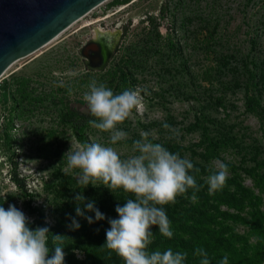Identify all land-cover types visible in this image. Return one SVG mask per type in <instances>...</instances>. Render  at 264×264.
I'll use <instances>...</instances> for the list:
<instances>
[{
	"label": "rangeland",
	"instance_id": "1",
	"mask_svg": "<svg viewBox=\"0 0 264 264\" xmlns=\"http://www.w3.org/2000/svg\"><path fill=\"white\" fill-rule=\"evenodd\" d=\"M113 1L15 62L0 79V206L15 205L33 229L48 227L50 247L51 234L64 236V264L86 260L83 250L90 243L91 224L76 216L74 197L82 194L87 203L101 195L100 184L81 187L78 170L67 167L66 153L84 143L112 146L126 158L136 154L134 141L148 131L154 143L191 150L201 140L192 127L199 117L223 144L207 166H230L264 203L256 187L264 177V0H130L110 6ZM99 27L119 38L108 64L97 71L87 67L81 50ZM92 79L116 94L128 88L150 93L141 92L145 107L118 126L128 137L116 145L109 144L110 133L88 123L75 132L79 114H88L83 94ZM60 81L72 87L71 95ZM165 122L180 132L178 139L163 128ZM71 218L78 230L68 227ZM256 264H264V255Z\"/></svg>",
	"mask_w": 264,
	"mask_h": 264
},
{
	"label": "clouds",
	"instance_id": "2",
	"mask_svg": "<svg viewBox=\"0 0 264 264\" xmlns=\"http://www.w3.org/2000/svg\"><path fill=\"white\" fill-rule=\"evenodd\" d=\"M59 86L67 87L68 94H72L70 85L60 81ZM87 88L83 94V108L88 115L95 117L88 124L101 132L110 133V145L125 140L128 133L118 126L134 110L140 111L145 107L141 92L150 93L146 89L128 88L116 94L95 79L88 83ZM162 126L179 138L180 132L172 129L167 122ZM150 135L148 131L141 132V138L133 143L136 154L126 158L112 146L99 142L84 143L66 153L67 167L78 170L77 183L83 188L100 184L112 192L122 189L131 194L123 206H116L118 218L108 219L110 227L106 230L104 245L121 257L124 264H186L187 252L174 251L170 247L163 251L151 250L150 245L154 239V227L168 239L174 236L165 205L175 204L177 197L186 194L189 189L193 190L190 200L197 202L195 193L200 191V187L192 173H199L200 169L194 167L188 158H182L179 152L174 153L164 145L150 141ZM228 178V166L219 162L217 170L206 178L209 195L222 190ZM74 199L77 202V217H83L89 224L94 220L85 214L86 211L94 212L95 221L106 218L95 201L85 203L82 194H77ZM80 205H84L83 209ZM30 224L29 217L15 205H9L7 209L0 206V264H64L65 237L51 234L50 247L49 228L37 226L33 229ZM68 227L78 230L81 225L71 218ZM194 255L200 258L199 264H211L203 247H197ZM218 264H229L228 255L224 254Z\"/></svg>",
	"mask_w": 264,
	"mask_h": 264
},
{
	"label": "trees",
	"instance_id": "3",
	"mask_svg": "<svg viewBox=\"0 0 264 264\" xmlns=\"http://www.w3.org/2000/svg\"><path fill=\"white\" fill-rule=\"evenodd\" d=\"M130 0H114L110 6L128 3ZM117 71L112 74L117 75ZM125 83L127 74L122 73ZM80 121L75 127L76 134H80L82 126L90 119H95L88 114H79ZM193 129L201 132V140L191 150L184 146L163 144L172 152H179L185 158V152L190 150L191 162L199 168L195 175L200 191L196 192L197 202L193 203L190 197L193 190L178 196L175 204L164 206L169 220L172 223L174 236L168 239L162 236L157 228H153L154 239L150 245L151 250H166L188 253L186 264H199L200 258L194 255L197 247H203L209 254L211 264H218L224 254L229 257V264H256V261L264 255V203L263 198L254 191L244 187L238 181L239 177L228 166L232 173L226 182V186L213 195H209L207 176L216 171L207 165L219 158V148L222 146L220 138L212 136L209 129L202 124L198 117ZM264 177L256 181V187L261 194L264 193ZM100 196L95 201L96 207L105 215V219L91 224L88 233L90 243L84 248L86 260L80 264H124V261L115 252L106 248V230L110 227L109 218H118L116 206L131 197L122 189L110 191L101 185L98 188ZM246 228L244 233L237 232V227ZM254 241L255 244L251 242Z\"/></svg>",
	"mask_w": 264,
	"mask_h": 264
},
{
	"label": "water",
	"instance_id": "4",
	"mask_svg": "<svg viewBox=\"0 0 264 264\" xmlns=\"http://www.w3.org/2000/svg\"><path fill=\"white\" fill-rule=\"evenodd\" d=\"M110 0H0V79L18 60L51 43ZM81 56L92 70L108 64L101 43L91 40Z\"/></svg>",
	"mask_w": 264,
	"mask_h": 264
},
{
	"label": "bare ground",
	"instance_id": "5",
	"mask_svg": "<svg viewBox=\"0 0 264 264\" xmlns=\"http://www.w3.org/2000/svg\"><path fill=\"white\" fill-rule=\"evenodd\" d=\"M57 38H55L53 41H55ZM118 38H119L118 32H113L110 30L104 31V30H102V28L100 29V27L94 28V30H93V39L92 40L97 41V42L102 44L103 50L105 53V57L108 61L111 59V57L113 55L114 49H115L117 42H118ZM12 67H14V64L6 71V73H8Z\"/></svg>",
	"mask_w": 264,
	"mask_h": 264
}]
</instances>
